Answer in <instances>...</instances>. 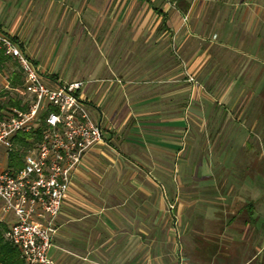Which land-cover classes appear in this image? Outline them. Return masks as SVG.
<instances>
[{
  "label": "crops",
  "instance_id": "0c3cea01",
  "mask_svg": "<svg viewBox=\"0 0 264 264\" xmlns=\"http://www.w3.org/2000/svg\"><path fill=\"white\" fill-rule=\"evenodd\" d=\"M0 31L101 130L49 258L264 264V0H0Z\"/></svg>",
  "mask_w": 264,
  "mask_h": 264
},
{
  "label": "built area",
  "instance_id": "2783aa9c",
  "mask_svg": "<svg viewBox=\"0 0 264 264\" xmlns=\"http://www.w3.org/2000/svg\"><path fill=\"white\" fill-rule=\"evenodd\" d=\"M0 50L20 73L11 85L8 72L0 86V103L8 97L18 101L0 108L2 237L16 248L21 264H57L47 256L55 220L75 169L102 141L100 126L80 81L46 84L20 41L1 31ZM18 134H28L27 146Z\"/></svg>",
  "mask_w": 264,
  "mask_h": 264
},
{
  "label": "trees",
  "instance_id": "16d2710c",
  "mask_svg": "<svg viewBox=\"0 0 264 264\" xmlns=\"http://www.w3.org/2000/svg\"><path fill=\"white\" fill-rule=\"evenodd\" d=\"M6 64L10 65L11 68L9 69V80L10 84L14 85L19 82L20 80V73L16 64L9 60L7 57L2 55V51L0 50V69L4 67ZM0 94H3L1 92ZM18 101L12 97H8V99L2 103H0V108H3L7 104H17ZM28 136V134H18L16 135V139L20 140L22 146H27L28 142L23 139V137ZM6 228V224L4 222H0V261L5 264H21V260L18 256V252L16 248L11 245L9 242L4 240L2 237V232Z\"/></svg>",
  "mask_w": 264,
  "mask_h": 264
},
{
  "label": "rangeland",
  "instance_id": "374dc122",
  "mask_svg": "<svg viewBox=\"0 0 264 264\" xmlns=\"http://www.w3.org/2000/svg\"><path fill=\"white\" fill-rule=\"evenodd\" d=\"M50 63H53V61H50ZM261 63V64H260ZM260 65H261V69H262V71L264 70V59L262 60V61H260ZM11 68V66L10 65H8V64H6L4 67H2L1 69H0V86L2 85V82H3V80H4V77L6 76V74L8 73V71H9V69ZM51 72H53V68H52V71ZM42 80L46 83V84H50V81L48 80V79H46V78H44V77H42ZM211 96H212V98H215V99H218L217 98V96H216V93H212V94H210ZM210 145H209V142L207 141V143H206V147H209ZM175 177H176V175H175V173H173V175H172V181L173 182H175ZM174 232V233H173ZM173 234H174V238H175V241L177 240V237H176V235H177V225H176V228H174L173 229ZM183 238V237H182ZM175 241L173 242V245H175Z\"/></svg>",
  "mask_w": 264,
  "mask_h": 264
}]
</instances>
